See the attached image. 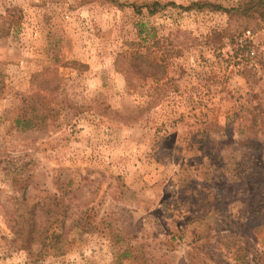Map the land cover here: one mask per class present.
I'll return each instance as SVG.
<instances>
[{
  "label": "rangeland",
  "instance_id": "obj_1",
  "mask_svg": "<svg viewBox=\"0 0 264 264\" xmlns=\"http://www.w3.org/2000/svg\"><path fill=\"white\" fill-rule=\"evenodd\" d=\"M194 1L0 0V264H30L6 217L36 203L38 264H264V145L234 116L264 110V24L244 55ZM136 50L165 79L128 74Z\"/></svg>",
  "mask_w": 264,
  "mask_h": 264
},
{
  "label": "trees",
  "instance_id": "obj_2",
  "mask_svg": "<svg viewBox=\"0 0 264 264\" xmlns=\"http://www.w3.org/2000/svg\"><path fill=\"white\" fill-rule=\"evenodd\" d=\"M183 9H209L221 10L228 16L227 24L222 29H213L207 38L228 40L229 42L238 45L242 48L245 55H250L248 44L250 40L248 35H253L263 27L264 22V0H238L236 5L224 7L217 3L204 2L202 0L194 1L187 6L179 5ZM150 15L155 14L159 10L157 2H153L147 6ZM239 43V44H238ZM122 56V55H121ZM120 56V57H121ZM123 61L128 74L134 73L138 70L142 73L150 75L157 79V81L165 79L166 66L161 61L152 59L146 53L139 50L132 51L126 56L123 55ZM254 67L244 65L243 74L247 79L249 85L252 83ZM172 79L165 82L172 83ZM34 94V93H33ZM40 99L48 102L47 96H43L40 92L34 94ZM43 96V97H42ZM240 119L239 131L245 135L244 142L251 147H260L264 145V110L260 106H254L252 109H243L235 114ZM28 121V120H27ZM24 122L22 119H16V126ZM26 122V121H25ZM31 121H29L30 123ZM34 204L30 206L25 212L17 214L14 210L9 211L6 217V223L9 230L12 232L13 241L23 250L26 251L30 258V264H38L41 257L47 255L58 254V243L54 241L49 231L53 226L51 220L52 215L48 214L41 221L37 220V210ZM44 209L43 207H40ZM47 210H45L46 212Z\"/></svg>",
  "mask_w": 264,
  "mask_h": 264
}]
</instances>
